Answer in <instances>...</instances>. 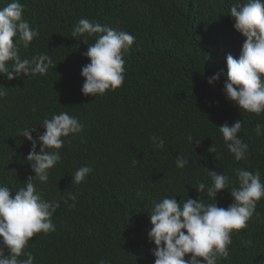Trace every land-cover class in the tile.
<instances>
[{
  "label": "trees",
  "instance_id": "16d2710c",
  "mask_svg": "<svg viewBox=\"0 0 264 264\" xmlns=\"http://www.w3.org/2000/svg\"><path fill=\"white\" fill-rule=\"evenodd\" d=\"M9 2L0 0V7ZM20 3L24 18L39 32L27 49L20 48L21 57L47 53L57 66L45 75L12 80L0 75L7 92L0 97V185L14 196L34 176L31 162L25 161L31 145L21 140L24 128L43 133V119L60 112L84 125L81 133L64 138L61 160L49 170L48 181H34L44 198L60 203L52 217L56 231L29 240L34 264H99L102 259L107 264H154V245L147 237L154 201L175 196L178 203L186 198L212 202L206 191L195 190L200 182L211 184L206 168L224 173L233 186H238L237 168L259 170L264 182V135L255 131L257 123L264 125V113L239 109L223 92L226 56L238 58L244 41L228 16L234 0ZM81 18L135 36L124 56L123 84L95 97L81 92V68L90 62L83 53L95 40L87 34L72 36ZM218 72L219 81L209 85L207 79ZM236 120L243 121L238 136L249 145V155L241 161L228 152L218 129ZM189 135L201 143L191 145ZM151 136L162 138L164 148L158 149ZM211 146L215 151L210 153ZM177 156L189 164L176 168ZM84 165L92 173L82 183H72ZM232 202L227 190L216 197L218 207ZM256 213L246 228L233 231L229 257L219 264H264V198Z\"/></svg>",
  "mask_w": 264,
  "mask_h": 264
},
{
  "label": "clouds",
  "instance_id": "9594fccd",
  "mask_svg": "<svg viewBox=\"0 0 264 264\" xmlns=\"http://www.w3.org/2000/svg\"><path fill=\"white\" fill-rule=\"evenodd\" d=\"M24 9L20 0H10L0 7V75L7 80L21 75H45L49 68L57 66L47 53L30 59L21 57L20 48L27 49L39 35L24 18ZM228 16L233 19V28L244 37V41L238 58L231 54L226 56L223 92L226 100L239 109L260 115L264 113V0H234ZM84 34L95 37V40L83 53L90 62L81 68L82 94L95 97L103 95L106 90H116L124 82V56L135 43V36L81 18L74 25L72 36ZM220 76L219 72L210 76L207 83L213 85ZM5 89L0 86V97L7 95ZM32 111H36L35 107ZM242 126L243 121L236 120L231 126L225 123L218 127L228 152L236 161L245 160L249 155V145L238 136ZM40 127L44 129L43 133L37 127L24 128L20 132L21 140H27L24 145H31L30 149L26 148L24 156H27L25 161L31 162L34 176H29L14 196L9 187L0 185V264H34V256L27 251L30 238L38 233L47 235L56 231L52 217L60 203L44 198L36 190L34 181H48L49 170L61 160L59 150L65 143L64 138L81 133L84 125L76 116L60 112L50 119H43ZM255 131L258 136L264 135V125L257 123ZM149 139L158 149L164 148L162 138L151 136ZM187 139L191 145L201 143L192 135ZM213 151L215 149L211 146L209 152ZM188 164L186 157H176V168L183 169ZM206 170L211 184L200 182L195 190L199 194L206 191L212 202L186 198L183 203H178L175 196L153 202L148 215L151 227L147 237L154 245L150 250L155 258L154 264H219L221 259L229 257L233 231L246 228L253 215H259L256 205L264 198V182L259 170L234 169L238 186H233L224 173ZM92 171L90 166H80L71 182L82 183ZM225 190L233 202L227 208L218 207L216 197ZM72 200L75 201L76 196L73 195ZM242 243L247 245L251 241ZM99 264L107 262L102 259Z\"/></svg>",
  "mask_w": 264,
  "mask_h": 264
}]
</instances>
